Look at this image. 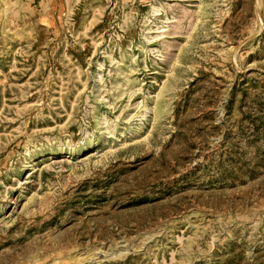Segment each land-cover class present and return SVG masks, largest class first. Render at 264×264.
Segmentation results:
<instances>
[{
    "label": "rangeland",
    "instance_id": "374dc122",
    "mask_svg": "<svg viewBox=\"0 0 264 264\" xmlns=\"http://www.w3.org/2000/svg\"><path fill=\"white\" fill-rule=\"evenodd\" d=\"M0 264H264V0H0Z\"/></svg>",
    "mask_w": 264,
    "mask_h": 264
}]
</instances>
